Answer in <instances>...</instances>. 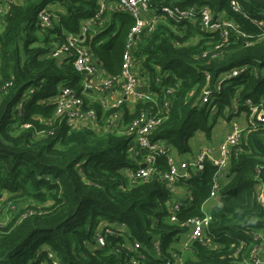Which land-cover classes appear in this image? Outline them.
Segmentation results:
<instances>
[{
	"label": "trees",
	"instance_id": "trees-1",
	"mask_svg": "<svg viewBox=\"0 0 264 264\" xmlns=\"http://www.w3.org/2000/svg\"><path fill=\"white\" fill-rule=\"evenodd\" d=\"M237 1L241 13L233 11L231 0H149L156 13L163 6L206 7L213 19L231 20L235 29L226 36L208 32L199 14L180 22L162 18L153 31L134 39L130 53L132 72L155 97L132 106L124 101L118 108L88 98L72 56L50 55L98 12L99 0L0 2V206L19 210L0 227V264H125L131 257L128 241L141 245L149 264H165L177 252L187 220L204 215L216 167L206 160L201 171L189 169V176L175 184L178 194L157 173L130 181L145 152L135 147L134 133L126 128L142 114L159 113L151 138L184 154L196 132L210 140L218 119L246 113V100L264 103V8ZM46 7L50 26L38 19ZM133 25L127 12L113 11L105 29L87 33L84 45L107 76L120 75ZM241 65L248 68L223 79ZM62 88L80 97L83 109L95 111V126H74L55 114L52 101ZM203 90L210 92L209 102H202ZM114 113L122 115L109 125ZM155 167L168 168L165 155L156 156ZM260 184L264 197V120L248 125L231 147L204 239L192 243L194 257L184 264H248L251 253H264V201L256 197ZM176 199L181 205L175 221H169L168 206ZM102 223L123 224L126 233L106 234L99 246L95 234ZM156 239L160 251L155 255Z\"/></svg>",
	"mask_w": 264,
	"mask_h": 264
},
{
	"label": "built area",
	"instance_id": "built-area-1",
	"mask_svg": "<svg viewBox=\"0 0 264 264\" xmlns=\"http://www.w3.org/2000/svg\"><path fill=\"white\" fill-rule=\"evenodd\" d=\"M5 1V0H0ZM106 1V0H105ZM105 1L99 4L98 12L90 18L83 20L79 26V32L77 34H69L65 37V40L57 45L52 51L51 56L56 58H73L74 68L81 72L85 71L82 86L85 91H93L98 94L109 93L115 86H119L120 96L108 101L101 99L100 103L104 108H118L124 101L130 99L136 101L138 99L145 98L143 93L137 91L139 85H143L141 79L136 76L131 68L132 61L130 57L131 48L134 43V39L142 32L150 33L153 31L159 21L162 18H166L172 22H180L185 19L191 20L195 14H199L201 17V27L208 32H219L222 36H226L228 30H234L235 24L226 18L213 19L212 14L206 7L197 8L190 6L187 8H178L173 6H163L160 8L159 13L152 10L149 0H107L113 3L114 11L127 12L134 20L130 32L128 33L126 40V47L122 56L121 72L117 77L106 76L102 80L94 79L99 68L96 64V59L92 52L84 45L86 35L92 30L94 23L99 19V15L106 9ZM233 11L241 13L239 3L237 0H231L230 2ZM48 7L42 9L38 13V19L40 23L46 26H50V13ZM243 17L251 22H256V17L250 16L242 12ZM248 68V65L236 66L227 71L223 79L230 77H236L243 73ZM208 90H203L202 102H209L211 100ZM55 104V114L65 115L71 123L76 124L82 120L89 119L96 121V113L93 109H83L82 99L76 96L69 88H62L59 94L52 101ZM246 123L242 126L233 124L232 129L227 131L224 138L220 142L217 150H213L209 146L201 147L195 155L188 160L176 162L171 153L169 147L163 142L153 140L151 138V131L160 123L161 116L156 114H142L140 117L132 120L127 126L128 133H134L135 147L145 152L139 166L129 173V180L146 179L155 173L158 174L159 179L169 187V190L178 194L175 184L179 179H185L189 176V169L201 171L204 166V162L208 160L216 167L214 174V183L209 192V198L217 197L219 188V179L225 173L226 167L229 162L231 147L234 146L240 139L241 134L248 125L255 126L259 122L264 120V103H252L246 100ZM163 106L167 108L168 102L165 101ZM161 114V113H160ZM119 114L114 113L111 116L109 125H115L119 119ZM75 123V124H74ZM95 125V123H94ZM108 128V125L106 126ZM159 155H165L167 158L168 168L164 171H158L155 167V158ZM143 165V166H141ZM189 196V195H188ZM257 200L263 203V186L260 184L257 192ZM190 198V196H189ZM181 199H176L168 206L169 221H175V213L179 210ZM210 221V214L204 212L202 217H192L187 220L185 225L188 226V230L181 234L184 237L178 240L179 248L177 252H172L170 257L165 260V264H184V252L191 251V245L194 241H203L204 230L206 229L208 222ZM126 229L123 224H106L102 223L96 231L95 239L96 243L101 246L105 242V235L111 234L115 236H124ZM261 233L257 232L255 236H260ZM126 250L131 253L129 261L125 264H149L151 261H147L148 257L144 251L141 250V245L138 242L128 241L125 245ZM160 251V242L155 240L153 243V254H157ZM50 258H53V254H49ZM248 264H264V253L258 249L256 252L251 253ZM53 264H57L56 261Z\"/></svg>",
	"mask_w": 264,
	"mask_h": 264
},
{
	"label": "crops",
	"instance_id": "crops-1",
	"mask_svg": "<svg viewBox=\"0 0 264 264\" xmlns=\"http://www.w3.org/2000/svg\"><path fill=\"white\" fill-rule=\"evenodd\" d=\"M102 1H105V0H99V4ZM105 4H106V9L104 11L105 15H104L103 19L100 21V23L94 24V26L92 28V31L103 30L111 22L113 11H114L113 3L111 1H107L106 0ZM96 64L98 65L99 70H98L97 74L94 76V79L102 80L107 75L105 74L104 70H102V68L100 67V64H98L97 61H96ZM141 80H142V78H141ZM88 93H89L88 98L90 100L100 101L101 99H105V100H108V101H112L113 99L119 97L121 92H120L119 88L114 87L109 93H106V94H103V95L102 94H98V93L93 92V91H91V92L88 91ZM144 97L146 99L147 98L148 99H152V98L155 97V95L152 92H148V94H145ZM125 102L129 106H132L134 101H132L130 99H127ZM121 115H122V113L118 115L119 119H120ZM246 119L247 118H246V115H245L244 112H241L240 114H238L237 116L233 117L229 121H226L224 119H218L216 124H219V126L221 127L219 129L220 131H218V132H216V134H214L213 133V130H214V127H215L214 126L213 129H212L210 140H208L205 137V134L202 131H198L190 139V147H191L190 152L184 153V154H178L175 150L171 149L170 153H171L173 159L176 162H180V161L188 160L190 157L195 155L197 153V151L203 146H209L215 151V150H217V148H218L220 142L222 141V139L224 138V135L226 134V132L230 130V127H232L233 124H237V125L242 126V125H244L246 123ZM78 124H80V125H82V124L83 125H88V126H91V127L95 126L94 123L91 120H89V119L82 120V121L78 122L76 125H78ZM222 126H224V128H225L224 131H222ZM194 139H195L196 142L199 141V145H198L197 148L194 145ZM195 148H196V150H195ZM223 182H225V177H223L222 180H221V183H223ZM210 199H212L214 201L213 205L211 206V208L214 207L215 205H217V203H218V197H211V198L207 199L202 205V209L206 213H209L210 210H206L205 209V203H207V201H209ZM180 237L182 239L184 237V235H181ZM176 247L179 248V241L176 242ZM183 254H184V258H188V257L193 258L194 257L192 252H187L186 251Z\"/></svg>",
	"mask_w": 264,
	"mask_h": 264
},
{
	"label": "rangeland",
	"instance_id": "rangeland-1",
	"mask_svg": "<svg viewBox=\"0 0 264 264\" xmlns=\"http://www.w3.org/2000/svg\"><path fill=\"white\" fill-rule=\"evenodd\" d=\"M109 37V34H106L105 38L107 39ZM194 41H197V37H194ZM215 107V106H214ZM213 107V109H214ZM214 130H213V133L216 134V132L220 131L219 129L221 128L219 126V124H215L214 125ZM225 128L224 126H222V131H224ZM194 145L196 146V148L198 147L199 145V141L196 142L195 139H194ZM195 148V150H196ZM213 200L210 199L209 201H207V203H205V209L206 210H210L211 209V206L213 205ZM1 207V210H2V217L0 218V227L1 226H4L9 220H10V217L13 216V214L15 212H19L18 208H16L15 206H12L10 204H6V206H0ZM10 210V211H9Z\"/></svg>",
	"mask_w": 264,
	"mask_h": 264
},
{
	"label": "water",
	"instance_id": "water-1",
	"mask_svg": "<svg viewBox=\"0 0 264 264\" xmlns=\"http://www.w3.org/2000/svg\"><path fill=\"white\" fill-rule=\"evenodd\" d=\"M250 1L256 3V4H258V5H260V6H262L264 8V0H250ZM81 73L84 74L85 71H81ZM137 91L140 92V93H143V94H148V92H149L148 91V87L146 85H144V84L143 85H139L137 87ZM231 129H232V127H230V130ZM141 166H143V165H141Z\"/></svg>",
	"mask_w": 264,
	"mask_h": 264
}]
</instances>
